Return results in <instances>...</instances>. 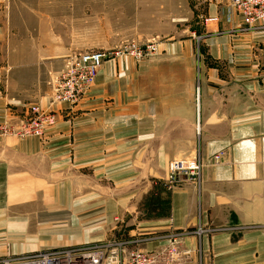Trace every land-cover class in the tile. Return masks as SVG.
<instances>
[{
	"label": "crops",
	"instance_id": "obj_1",
	"mask_svg": "<svg viewBox=\"0 0 264 264\" xmlns=\"http://www.w3.org/2000/svg\"><path fill=\"white\" fill-rule=\"evenodd\" d=\"M172 1L161 55L106 61L43 138L0 137V260L119 238L177 241L178 264H264V28L231 0ZM18 3L0 0V124L51 108L65 68L11 27ZM183 158L200 182L168 187Z\"/></svg>",
	"mask_w": 264,
	"mask_h": 264
},
{
	"label": "rangeland",
	"instance_id": "obj_2",
	"mask_svg": "<svg viewBox=\"0 0 264 264\" xmlns=\"http://www.w3.org/2000/svg\"><path fill=\"white\" fill-rule=\"evenodd\" d=\"M22 2L24 4L18 3L14 6L9 4V14L13 15V18L9 19L10 15L7 18L11 27L20 29L19 33L22 35L25 33L26 38L27 36L33 38L32 51L38 54L41 47L43 49L41 54L50 56L52 60H65V66L72 57L81 54L98 51L116 53L133 46L145 49L148 45H155L158 51L142 60H137L129 52L106 61L129 59L142 62L154 59L161 55L162 43L172 38V33L177 30L176 22L171 19L172 8L177 4L175 5L172 0H22ZM16 119L11 118L0 124V137H13L3 135L1 127L5 124L12 128L18 127L22 123V118Z\"/></svg>",
	"mask_w": 264,
	"mask_h": 264
},
{
	"label": "built area",
	"instance_id": "obj_3",
	"mask_svg": "<svg viewBox=\"0 0 264 264\" xmlns=\"http://www.w3.org/2000/svg\"><path fill=\"white\" fill-rule=\"evenodd\" d=\"M231 5L241 14L247 27L264 28V0H231ZM158 47L148 45L144 48L133 46L123 48L116 53L90 52L72 57L53 81L52 107L43 109L32 106L22 118L18 127L5 124L1 127L2 134L19 139L43 138L50 127L58 121L55 109L65 105L69 109L93 87L104 62L114 56L131 52L137 60L156 54ZM203 163L200 158H183L172 160L168 164L166 183L168 187H176L184 181L199 183ZM198 235L207 233L199 228ZM182 251L179 243L173 241L162 249L144 251L129 242L114 238L103 243H92L81 246L59 248L30 254L13 256L0 260V264H178Z\"/></svg>",
	"mask_w": 264,
	"mask_h": 264
}]
</instances>
